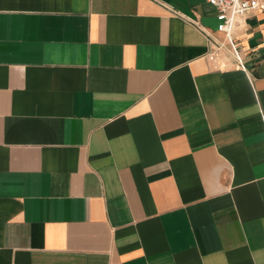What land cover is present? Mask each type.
Here are the masks:
<instances>
[{
	"label": "crops",
	"instance_id": "obj_1",
	"mask_svg": "<svg viewBox=\"0 0 264 264\" xmlns=\"http://www.w3.org/2000/svg\"><path fill=\"white\" fill-rule=\"evenodd\" d=\"M218 22L208 0H0V264H264V2L245 67Z\"/></svg>",
	"mask_w": 264,
	"mask_h": 264
},
{
	"label": "built area",
	"instance_id": "obj_2",
	"mask_svg": "<svg viewBox=\"0 0 264 264\" xmlns=\"http://www.w3.org/2000/svg\"><path fill=\"white\" fill-rule=\"evenodd\" d=\"M217 9L218 26L217 30L224 33L227 44L240 66H244L240 50L234 37V31L238 23V19L247 12L259 8L264 0H208ZM202 27V26H200ZM202 29L209 36V40L218 49L225 46V43L216 37L208 34L205 27Z\"/></svg>",
	"mask_w": 264,
	"mask_h": 264
}]
</instances>
